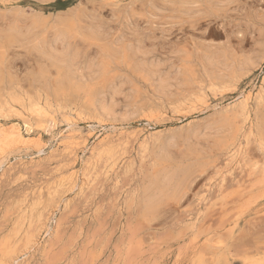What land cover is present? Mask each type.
<instances>
[{
  "label": "rangeland",
  "instance_id": "rangeland-1",
  "mask_svg": "<svg viewBox=\"0 0 264 264\" xmlns=\"http://www.w3.org/2000/svg\"><path fill=\"white\" fill-rule=\"evenodd\" d=\"M41 1L42 0L13 1L12 3L16 6H14V9L12 8L13 11H11L12 9L9 11V14H5L0 9V34H4L5 32L3 31H6L8 27H10L9 25H11L16 31H18L17 29H19L18 34L25 33L27 31L26 27H29L30 29L29 25H31V19L33 17L34 19L42 18V21L45 22H41V24L38 25L32 24L33 27H31V32L33 34L31 33L32 35L30 34V37L25 38V36L21 35L22 38H20L19 34V37L18 35H16L18 38L16 37L15 41L11 44L4 43L6 53L3 54L1 60V62H3L0 64V100L3 103L7 102L8 106L1 110L2 112L0 114V124H4L2 125L4 126V128H9L14 124H18V126H20L22 123V119L28 120L30 117L32 120L30 121L35 125L34 129L35 127L37 129V126H39L38 124L40 123H38V121L40 120L36 117L33 118V116H30V114L22 109V105L26 107L29 105V103L36 101H45L44 103L42 102L41 105H47V107L50 108V112L53 109L52 111L55 115L53 114V112L51 113L53 114L52 116L56 119L57 123V126L54 127L55 129H53L51 127L52 125L49 123L44 129L46 131L40 130L31 135V138H39L40 141H42L41 143L45 145L42 152L37 153L36 147L34 146L30 147L31 149L28 148L27 150L26 148L23 149V147L18 146H11L10 148L6 147V150L0 149V153L3 150V152L0 154V264H257L256 262H258L259 264H264V191H261L264 190V188H255L258 184V179L261 177L260 174L262 169L260 167L264 166V156H262L264 155V151H262L263 149H261L260 146L258 147L254 136H246L247 138H241L235 146L237 148H234L230 152H223L221 150H218V148L213 147V142L210 139H208L209 141L207 140L211 143L209 145L206 139H200L198 137L199 134L197 135V130V132L192 136L198 137H195L196 139H198L197 142L195 138H190V133L192 135V132H194L195 129L200 130L201 126L211 118L212 114L217 111L218 108L220 109L222 107L232 105V103L235 104V101H240L247 95L254 98L255 93H257V91L261 87V80L264 79V21H262L264 20V0H219L221 2L216 0H203L206 1L204 3H201L203 2L201 0H151L150 2H146L148 0H110V2L108 0H46L45 3L43 1L42 3ZM182 1L188 2V4L183 3ZM224 1L226 3H224ZM124 2H126L127 4ZM178 2L181 5H179ZM147 3H151L152 6L150 4V7H148L149 5ZM198 3L199 6H201L199 8L197 7ZM210 3L212 4V6ZM166 4L169 6H167ZM7 5L10 4L8 3ZM186 5L187 7H185ZM19 6L21 9L19 8ZM129 6H131L132 8H129ZM189 6H191L192 9ZM1 7L3 8L2 3H0V8ZM181 7L183 8L181 9ZM207 7H209L210 9ZM28 8H31L32 10H28ZM184 8L188 10L191 9L193 11H187ZM193 8L196 9L194 10ZM15 9H17L18 12ZM208 9L209 12L211 10L212 11L209 13L207 11ZM196 10H200V12L198 13L203 14L204 17L202 15L200 16ZM24 11L25 13L27 11V15L24 13ZM29 11L31 12L30 15H28ZM15 13H17L18 16L15 15ZM35 13L39 14L37 15ZM142 13L144 14V17H142ZM206 13L207 17L205 16ZM70 14L74 16L76 15V24L73 25L79 32V35H77L76 37L74 48L76 53H78V57L80 58L78 61V66H85V64L90 60H92L94 64H97L99 62V58H101L100 54L104 52L105 49L107 51L113 52L114 56H112V59L115 57L113 61L111 60V58V61L108 58L107 59L109 61L106 59L107 62H111V65L107 64V66H112L113 70L109 69L112 72H108L104 76V78L103 76L96 77L97 80L95 78L94 80L90 81L91 85H88V82L83 86H92V89H97L96 91L99 93L101 91L102 93H108L107 90L116 88L123 83V87L120 92V94L122 95L120 96L119 94L117 96H120V98L116 97L118 100H116L117 103L115 104H117L118 106H116V113L114 112V116H116L117 114L119 117H116L117 120H115V122H113L114 120L112 117H108V119L105 116H99L100 114L96 113L98 111L95 112L94 108L89 107L90 105L86 104L88 102L84 101L87 97H85L84 94L82 95V92H80L81 94H77V92L74 91L77 94L76 95L71 89V93L69 94V96L71 95V97H69L67 96V94L70 92V89L68 90V88H65L66 91L63 89L64 92L62 90L60 93L62 97H64V102L61 97L59 98V96H61L58 93L60 92L59 84L61 81H69L74 84H76L75 82L77 81L74 82V79H72V77L67 74L68 72L64 65L57 64L58 66L60 65L58 68L54 66L56 64L53 62L54 58H52V56L50 55V51H48L49 47L47 48V45L49 46L48 41L52 39V33L55 32V30H58L59 27H61L60 25H64L56 24L55 20L66 15L70 16ZM40 15L42 17H40ZM19 16L21 17L19 18ZM27 16L28 19L26 18ZM3 17H5L6 20H2ZM78 17L81 21L78 20ZM205 17L206 19H204ZM46 18L47 20L45 21ZM20 19L22 22L20 21ZM12 20L14 21V24H8V22ZM212 20L214 21V23ZM78 21L79 23H77ZM97 24L101 28L98 27ZM41 25L44 27H42ZM48 25H50L51 28ZM85 25L87 27H84ZM46 26L51 30H48ZM52 26L55 28L53 29L54 31L52 30ZM21 27L26 30L22 31ZM34 28H36V30ZM84 28L87 31L90 30L89 32L91 34L87 33V31H83ZM43 29H47V31ZM91 29H93V33ZM103 30H106V32H104ZM44 31H46L47 33H44ZM97 31L99 33H97ZM94 32L97 34H95ZM107 32L109 35H107ZM88 34H90V36ZM98 35L101 37V39ZM105 35L106 37L108 36V39L105 37ZM31 37L33 38L31 39ZM97 37H99L98 41ZM46 38H48L49 40H46ZM109 39H115L114 41L116 42H111ZM118 39L120 41H118ZM38 40L40 41V43L38 42V44L41 45V43H43V45H45L40 46L41 48L44 47L42 48V50H40L41 52L44 51V53L42 52L40 53V55L38 54L40 52V47L36 43V41ZM99 40H101V42ZM18 41L19 43H17ZM78 41L80 43H76ZM132 41H134V44H132ZM20 43H22L21 46ZM202 43L204 44L202 45ZM8 45H10L11 47H9ZM26 45L29 47H27ZM99 45L101 46V48L99 47ZM135 45L140 46L143 50ZM209 45L210 47H223L222 49H224L225 46V50H227L228 47L230 51H227H229V53L233 56L235 55V60L246 59V55H250V57L253 55H258V57L260 56V64L249 76H244L241 79L242 81L237 84L235 90H230L222 95L217 94V97V95H214L209 92V90H207L208 87L205 86L207 83L204 82L202 68L198 64V62L203 59V57L201 56L203 54L198 49L200 47L204 49L205 47H209ZM30 46H32V48ZM113 46L114 49H112ZM124 46V52L127 53L126 55H124L125 53L123 52ZM194 46L196 48H194ZM133 47H136L135 50ZM137 48L139 49V51L141 50V52H144V54L147 55L141 56L143 55V53H137ZM201 48L200 50H202ZM46 49L48 53L45 52ZM92 49L94 51V54L92 52ZM191 49L199 51L198 55L200 54V57L196 55V51L193 52L191 51ZM118 50L120 52H118ZM129 50L132 51H130L131 54H129ZM34 51H37L38 53H36L38 55L35 54ZM79 51L82 52L80 53ZM175 51L179 52L181 56L177 52L175 53ZM189 51H191V53ZM181 52L185 54L183 55V58H185L186 56H188L187 54H189L188 58L193 59L189 64L191 67H193L194 73L196 75V82H189L185 85V87L184 84L183 86L180 85L181 89L180 86H177L178 89L176 86L171 87L170 89L172 91L174 90V95L171 90L169 91V89H164L165 92L163 89H160L161 87L157 86L159 85L157 84L158 82H156L157 79L155 77L152 78L150 74L148 75L149 69L147 68L150 62L160 61L161 64L165 65V67L163 65L164 69H162L163 73L166 74L171 67L174 66V68H176L183 64V61H181L180 58L183 54ZM174 53L175 55H178L175 56ZM236 53L238 54V56L236 55ZM42 54H44V56ZM81 54H83V60L81 58ZM87 54L90 55V57L88 56L89 58L87 57ZM97 54H99L98 57L96 56ZM242 55L244 58L242 57ZM45 56L47 57V59H45ZM95 56L97 58H94ZM133 56L136 58L138 57L139 59H136ZM194 56H196L197 59ZM120 57H122L123 60ZM94 59H96L97 61L95 60L94 62ZM130 59L132 60V62H130ZM120 60H122L121 63ZM139 60L143 63L142 66V63L139 64ZM127 61L129 62V65ZM125 62L127 65L125 64ZM137 62L138 65H136ZM179 62L182 64H180ZM115 63H118L119 69L117 67V64ZM119 63L122 66L126 65L127 68L125 66L123 67L125 69L122 70V66ZM50 64L55 67V71L52 69L53 66H51ZM46 66L49 68V72ZM135 69H137V72H135ZM62 70H65V72H63ZM56 71L59 72L57 73ZM55 73L58 75L56 76ZM127 73H129L130 75ZM47 74H49L48 77L50 79L45 78L47 77ZM115 74L117 76H115ZM139 74L144 78L139 76ZM170 74L171 78L175 76V69L171 70ZM37 75L41 77H39L38 79ZM67 75L70 76L71 79ZM126 75H129L130 77L132 76L130 79L134 80L132 81L134 82V84H136L137 89H134L136 87L131 85L133 83L132 81H128L130 79H127L129 78V76L127 77ZM120 76H126V78H121ZM40 78L42 79L41 81ZM57 78L59 79V81ZM62 78H64L65 80H63ZM98 78L101 84L105 80L103 86L99 84ZM118 78H121L122 80L120 81ZM141 78L143 81L141 80ZM36 79L38 80L36 81ZM45 79H47L48 81ZM114 79L115 81L117 80V83L114 81ZM49 80L51 81V85H49V83H44V81L50 82ZM124 80L127 81L125 82ZM152 81L153 83H151ZM114 82L116 87L114 85ZM124 82L126 86L124 85ZM128 82L130 85L127 84ZM143 83L146 84L143 85ZM190 83L192 85H196V83H198V85L199 83H203V86L194 85V89V86H192ZM44 84L45 87H43ZM111 84H113L114 86H111ZM93 85H95L96 87H93ZM127 85H129V87H127ZM130 86L134 88H131ZM155 86L157 87L156 92L153 91L156 88ZM189 87H191L190 90ZM130 88L132 92L130 91ZM46 90H48L49 92H47ZM51 90H54L52 92H55V95L52 94L53 97L56 96L58 97V99H56V97H52ZM159 90L164 93L165 97L161 92H158ZM184 90H186L188 96L186 92H183ZM138 92L140 94H137ZM150 92H152L153 94L156 93L155 97ZM49 93L50 97L53 100L49 98ZM56 94H58L59 96H57ZM72 94L75 96H73ZM167 94L171 95L168 96ZM198 94L199 96H197ZM206 94L207 96H205ZM79 95L82 98H80ZM35 96L40 97L35 98ZM129 96L135 97L131 98ZM162 96L164 97V99L160 100V98H163ZM175 96L178 98H176ZM194 96L195 99H193ZM123 97L124 99L126 98L125 100L127 101L130 98L131 99L126 103V101L123 100ZM199 97L202 98L203 102ZM73 98L76 99L77 103L79 104H77ZM136 98H142L143 101L142 99L140 101H138L139 99L135 101ZM156 98L158 100H156ZM131 100L134 101L132 102ZM193 100H195L196 102ZM11 101L14 104L9 103ZM15 101L17 103H15ZM79 101H84L86 103H80ZM23 102L26 104H23ZM73 102H75L76 104ZM129 102L131 105L129 104ZM139 102L141 103V105L139 104ZM150 102L152 104H150ZM162 102L164 103V105L161 106ZM185 103H188L189 105L187 104L188 106H186ZM69 104L74 105L70 106ZM83 104H86L88 106H83ZM96 104H98L96 106L99 108V102ZM176 104H180L177 105L180 106V108L177 109ZM196 104L199 105L197 110ZM215 104L218 107H215ZM123 105L126 107H123ZM128 105L129 108L127 107ZM132 105L133 109L134 107H136V109L134 110L138 111L137 109H139L140 113L137 112L136 115L130 118V120L128 119L121 121L122 118L120 119V117L124 113L123 111H121V109L123 108V110L125 111L124 108H128L129 110L127 111L130 112V110H133L131 109ZM137 105L140 107L138 108ZM146 105H148L149 107H147ZM63 106L67 107L62 109ZM80 106H83L84 108ZM141 106H145V110L144 108L142 109ZM163 106H165V108L167 107V110L164 109ZM210 106L213 107L210 108ZM85 107H88L89 111L85 110ZM59 108L62 110H60ZM206 108H208L209 110ZM69 109H71L72 111ZM90 109L94 113L92 111L90 112ZM172 109L175 111H173ZM14 110L19 111H17L18 115L11 113L15 112ZM154 110L158 111L155 112ZM63 111H66L67 113ZM146 111L149 112L146 113ZM89 113L90 116L92 114L93 115L90 117ZM120 113L122 114L120 115ZM154 113L155 116L153 115ZM11 114L14 116H12ZM19 114L22 115L20 116ZM79 115H81V121L80 119H78ZM152 118L154 119V121H152ZM203 118H205V122H203ZM61 119L63 122L61 121ZM34 120L36 121L34 122ZM66 121H71L74 123L72 125V128L74 129L71 132L74 136L77 135L75 137L79 138L77 141V143H79V146L75 150L77 153L76 157L67 156L65 151H63V147L61 146V143L65 140L66 136L70 132ZM96 123L99 124H97L96 126ZM8 125L9 127H7ZM90 125L93 128H90ZM192 127L196 128L192 129ZM247 127L248 126L246 125V134L249 132V129H247ZM181 129H183V131ZM178 131L181 132V135L184 136L183 138L186 139H183ZM78 133L80 135H78ZM152 133H154L155 135H153ZM171 133L179 134L180 137L179 139H177L175 144H173L175 145V147L171 146L172 148L168 147V150H165V156H168L169 158H164V161L166 159V163L164 164L159 162V165L162 164L159 167L156 165L154 160V150L156 148L153 149V147L154 145H156L155 147L158 146L157 142L155 143L154 141L155 137H159V135H161L160 138L163 139L168 135L170 136ZM144 135L146 138L144 137ZM150 135L152 140L150 138ZM201 138H203V136ZM145 139H147L148 142ZM185 140H187V142ZM84 141H86L87 143L84 144ZM152 141L153 143L152 145H150L149 142ZM181 143L183 144L181 145ZM185 143H189L187 145L188 149L187 146L184 145ZM239 144H241L240 149ZM123 145L126 149L123 147ZM83 146L84 148H82ZM101 146L104 147L102 148ZM147 146L148 148H146ZM120 147L122 150L120 149ZM123 149L126 151H124ZM205 149L208 150V152H206ZM238 149L241 151L239 155L236 154L239 152ZM118 150H121L120 152H118L119 154L117 153ZM144 150L145 156L144 153L143 155H141ZM217 151L219 154L217 153ZM190 152L192 153V155H195V157L192 156ZM233 153H235L236 156L238 155V157L232 155ZM228 154L232 156H229ZM198 155H200V157ZM202 156L205 157L202 159ZM196 157L201 158L202 161L198 158L194 159ZM74 159L78 160L75 161ZM174 160L176 161L174 162ZM195 160L197 161L198 165H195ZM167 161H172L173 163H168ZM198 161H201V163H199ZM184 162L188 163L189 165H186ZM153 163H155V165ZM172 164H174V167H177L179 164L183 167H190L189 169L191 171V177H189L190 181L188 180L185 190L177 189L175 190V192L174 190L169 188L167 192L171 190V193L165 192L163 195H161L162 197L157 196L155 201L148 202V197L150 195H153L152 189L154 188V186L151 184V180L155 177L157 169H161V167H171ZM192 165L195 166L192 167ZM130 166L132 167V170ZM155 166H157L158 168H155ZM123 169L125 170V172ZM251 169H253V171ZM256 170L258 173H256ZM193 172L195 173L194 175ZM77 173L78 175H76ZM73 174L75 175L76 181H71L72 183H69V185H67L61 191V193H59L58 196L50 197L48 195L46 190L48 189V187H52L58 179L67 176L71 177V175ZM194 176L195 178H193ZM259 190L262 193V196L260 197L257 194H261ZM145 200L147 201V205L145 204ZM26 207H28V210L31 208V213L30 210L28 212ZM31 222L32 224H30ZM29 224L31 229L29 227ZM28 229L31 232L28 231ZM31 235L33 236V238ZM209 240L212 241L209 242ZM215 241L217 246L220 248L216 247ZM25 243L27 245H25ZM25 246L29 249V251H27V248ZM213 246H215L216 248ZM21 253L23 254L21 255ZM216 255H218L219 257ZM249 255L251 257H249ZM252 256H254V258H252Z\"/></svg>",
  "mask_w": 264,
  "mask_h": 264
},
{
  "label": "bare ground",
  "instance_id": "bare-ground-1",
  "mask_svg": "<svg viewBox=\"0 0 264 264\" xmlns=\"http://www.w3.org/2000/svg\"><path fill=\"white\" fill-rule=\"evenodd\" d=\"M13 1H16V0H0V3H2L3 4V8L1 7L0 9L6 14H9L10 12V10L13 8H15L14 6H16V5H14L12 2ZM29 1V0H28ZM38 1V0H37ZM40 1V0H39ZM44 3L46 2V0H42ZM41 1V2H42ZM96 1V0H95ZM109 2H110V0H108ZM151 0H148V1H146V2H150ZM153 1V0H152ZM160 1V0H159ZM168 1V0H167ZM166 1V2H167ZM170 1V0H169ZM180 1V0H179ZM185 1V0H184ZM192 1V0H191ZM193 1H195V0H193ZM201 1H203V0H201ZM200 1V2H201ZM206 1H209V0H206ZM206 1H203V2H201V3H204V2H206ZM216 1H219V0H216ZM226 1V0H225ZM224 1V3H226ZM228 1V0H227ZM24 2V1H23ZM31 2H33V1H31ZM42 2V3H43ZM94 2V1H93ZM138 2V1H137ZM162 2H164V1H162ZM173 2V1H172ZM183 2V1H182ZM197 2V1H196ZM219 2H221V1H219ZM10 4V5H7V4ZM37 3V2H36ZM39 3V2H38ZM108 3V2H107ZM124 3H126V2H124ZM183 3H187L188 4V2H183ZM229 3V2H228ZM17 4V3H16ZM19 4V3H18ZM127 4V3H126ZM132 4V3H131ZM149 6L148 7H150V4L149 3H147ZM169 4V3H168ZM178 4H179V2H178ZM190 4V3H189ZM197 4V3H196ZM208 4V3H207ZM206 4V5H207ZM211 4V3H210ZM220 4V3H219ZM32 5V4H31ZM35 5H37V4H35ZM107 5V4H106ZM120 5V4H119ZM122 5V4H121ZM125 5V4H124ZM167 5V4H166ZM171 5V4H170ZM179 5H181V4H179ZM178 5V6H179ZM205 5V4H204ZM21 6V5H20ZM20 6H19V8H20ZM123 6V5H122ZM151 6H152V4H151ZM165 6V5H164ZM167 6H169V5H167ZM172 6H173V4H172ZM183 6V5H182ZM194 6H196V5H194ZM211 6H212V4H211ZM210 6V7H211ZM11 7V8H10ZM34 7V6H33ZM146 7H147V5H146ZM171 7V6H170ZM176 7H177V5H176ZM185 7H187V5L185 6ZM190 8H191V6H189ZM188 7V8H189ZM198 8L199 7H201V6H199V3H198V6H197ZM196 7V8H197ZM203 7V6H202ZM215 7V6H214ZM213 7V8H214ZM17 8V7H16ZM18 8V9H19ZM27 8V7H26ZM39 8V7H38ZM115 8V7H114ZM129 8H132L131 6H129ZM183 7H181V9H182ZM196 8H193L194 10L196 9ZM205 8V7H204ZM207 8H209V7H207ZM206 8V9H207ZM212 8V7H211ZM13 9L11 10V11H13ZM21 9V8H20ZM24 9V8H23ZM37 9V8H36ZM69 9V8H68ZM74 9V8H73ZM125 9V8H124ZM127 9V8H126ZM169 9V8H168ZM185 9V8H184ZM192 9V8H191ZM191 9H189V10H191ZM210 9V8H209ZM209 9L207 10L208 12H209ZM16 11H17V9H15ZM27 10V9H26ZM28 10H32L31 8H28ZM27 10V11H28ZM42 10H44V9H42ZM133 10V9H132ZM185 10H187V11H189L188 9H185ZM217 10V9H216ZM23 11V10H22ZM27 11H26V13H27ZM34 11V10H33ZM32 11V12H33ZM47 11V10H46ZM76 11V10H75ZM127 11V10H126ZM175 11V10H174ZM179 11H180V9H179ZM178 11V12H179ZM191 11H193V10H191ZM197 11V10H196ZM206 11V12H207ZM212 11V10H211ZM210 11V12H211ZM18 12V11H17ZM21 12V11H20ZM19 12V13H20ZM67 12H68V10H67ZM113 12V11H112ZM123 12V11H122ZM177 12V11H176ZM183 12H184V10H183ZM183 12H182V14H183ZM195 12V11H194ZM198 12H200V10L199 11H197V13ZM204 12V11H203ZM209 12V13H210ZM3 13V14H4ZM24 13H25V11H24ZM25 13V14H26ZM30 11H29V14L28 15H30ZM34 13V12H33ZM39 13H41V12H39ZM39 13H35V14H39ZM65 13H66V11H65ZM180 13V12H179ZM192 13V12H191ZM205 13V12H204ZM214 13H215V9H214ZM218 13V12H217ZM12 14V13H11ZM23 14V13H22ZM48 14V13H47ZM50 14H51V12H50ZM49 14V15H50ZM121 14V13H120ZM143 14V13H142ZM141 14V15H142ZM181 14V13H180ZM190 14V13H189ZM200 16L202 15L203 17H204V15L203 14H200V13H198ZM14 15V14H13ZM15 15H17L18 16V14L17 13H15ZM27 15V14H26ZM25 15V16H26ZM58 15V14H57ZM115 15V14H114ZM140 15V16H141ZM195 15V14H194ZM32 16V15H31ZM33 16H35V15H33ZM76 16V15H75ZM75 16L74 15H72V14H70V16L69 15H66V16H64V17H60V18H58L57 20H55L56 21V24H64L63 26L62 25H60L61 27H59V29L58 30H55V32H53L52 33V39H50V41H48V44H49V46L47 45V48L49 47V50L48 51H50V55L52 56V58H54V60H53V62L57 65V64H60V65H64L65 67H66V70H67V74L68 75H70L71 77H72V79H74V82L75 81H77V82H75L76 84H74V83H71V82H67V81H64V82H60V84H59V90H60V92H58L59 94L61 93V91L64 89L65 90V88H68V90L70 91L68 94H67V96H69V94L71 93V89L73 90V92L75 91V92H77V94H79L80 92H82V95L84 94V96L85 97H87L84 101H86V102H88V103H86V102H84V101H79L80 103H82V102H84V103H86V104H89L90 106L89 107H91V108H94L95 109V112L96 111H98V112H96V113H98V114H100L99 116H105V117H112L113 118V122H115V120H117V118L116 117H119L117 114H116V116H114L115 114H114V112L116 113V111H115V109H116V106H118L117 104H115V103H117L116 102V100H118L117 98H120V96L122 95V94H120V92H121V90H122V87H123V83L122 84H120L119 86H117L116 87V85H115V82L117 81H115V79H114V85H115V87L116 88H113V89H111V90H107V88H106V90L108 91V93L107 92H105V93H102V91L99 93V92H97L96 90H94V89H92V86H90V87H88V86H83L85 83H88L89 82V84L88 85H91L90 84V81H92V80H94L96 77H99V76H103V78H104V76L108 73V72H112V71H110L109 69H112V66H107V64H109V65H111L110 63L111 62H107V60L109 59L110 60V58H111V60L113 61V59L115 58H113L112 59V56H114L113 55V52L112 51H107L105 48V51L104 52H102L103 51V49H102V53L100 54L101 55V58H99V62L96 64H94L93 63V61L92 60H90L88 63H86L85 64V66H78V64H79V57H78V53H76V51L74 50V48H75V41H76V37H77V35H79V32H78V30L75 28V26L73 25V24H76V22H75ZM120 16V15H119ZM131 16H132V14H131ZM199 16V17H200ZM206 17H207V13H206V15H205ZM212 16V15H211ZM21 16H19V18H20ZM38 17V16H37ZM40 17H42L41 15H40ZM54 17V16H53ZM130 17V16H129ZM142 17H144V14L142 15ZM186 17V16H185ZM202 17V18H203ZM206 17L204 18V19H206ZM217 17V16H216ZM18 18V17H17ZM27 19H28V16L26 17ZM193 18V17H192ZM192 18H191V20H192ZM198 18V17H197ZM201 18V17H200ZM6 20V18L5 17H3V19L2 20ZM15 19V18H14ZM23 19H25V18H23ZM33 19V20H32ZM31 19V25H29L30 26V29H29V27H26L27 28V31L25 32V33H22V34H20V38H22L21 37V35L22 36H25V38H28V37H30L29 35L32 33L31 32V27H33L32 26V24H41V22H43L42 21V18L40 19V18H35L34 19V17ZM51 19V18H50ZM81 19V18H80ZM194 19V18H193ZM44 20V19H43ZM47 20V18L45 19V21ZM78 20H79V17H78ZM188 20V19H187ZM209 20V19H208ZM1 21V20H0ZM20 21H21V19H20ZM79 21H81V20H79ZM79 21L77 22V23H79ZM213 21V20H212ZM215 21H217V20H215ZM261 21V20H260ZM262 21H264V20H262ZM261 21V22H262ZM18 22V21H17ZM22 22V21H21ZM261 22H259V23H261ZM43 23H45V22H43ZM213 23H214V21H213ZM258 23V22H257ZM8 24H14V21L12 20V21H9L8 22ZM16 24V23H15ZM65 24H66V26H65ZM92 24V23H91ZM17 25V24H16ZM15 25V26H16ZM21 25V24H20ZM37 25H36V27H37ZM87 25V24H86ZM84 26V27H87V26ZM94 25V24H93ZM10 27H8V29L6 30V31H3V32H5L4 34H0V64L3 62H1V60H2V57H3V54L4 53H6L5 52V44L4 43H8V44H11L12 42H14L15 41V38L17 37L16 35H18V37H19V34H18V31H19V29H17L18 31H16L11 25H9ZM42 26V25H41ZM49 27H50V25H48ZM83 26V25H82ZM97 26L98 27H100L98 24H97ZM42 27H44V26H42ZM48 27V28H49ZM53 27V26H52ZM77 27V26H76ZM80 27V26H79ZM89 27V26H88ZM92 27V26H91ZM96 27V26H95ZM22 28V27H21ZM39 28V27H38ZM46 28H47V26H46ZM47 28V29H48ZM51 28V27H50ZM78 28V27H77ZM101 28V27H100ZM35 30H36V28H34ZM47 29H43V30H46L47 31ZM53 29H55L54 27L52 28V30ZM88 29V28H87ZM103 29V28H102ZM262 29V28H261ZM260 29V30H261ZM5 30V29H4ZM23 30H26V29H23L22 28V31ZM48 30H51V29H48ZM80 30V29H79ZM82 30V29H81ZM89 30V29H88ZM93 29H91V31H92ZM101 30V29H100ZM264 30V29H263ZM20 31H21V29H20ZM34 31V30H33ZM38 31V30H37ZM46 31H44V33L46 32ZM54 31V30H53ZM83 31H87V30H85V28L83 29ZM90 31V30H89ZM89 31H87V33H90ZM104 31V30H103ZM104 32H106V30L104 31ZM110 32V31H109ZM39 33H40V31H39ZM47 33V32H46ZM49 33V32H48ZM80 33H83V32H80ZM92 33H93V31H92ZM95 33V32H94ZM97 33H99L98 31H97ZM97 33H95V34H97ZM103 33V32H102ZM33 34V33H32ZM31 34V35H32ZM41 34H43V33H41ZM51 34V33H50ZM91 34V33H90ZM90 34H88L89 36H90ZM95 34H94V36H95ZM104 34V33H103ZM106 34V33H105ZM84 35V34H83ZM107 35H109L108 34V32H107ZM44 36H45V34H44ZM87 36V35H86ZM99 36V35H98ZM117 36V35H116ZM119 36V35H118ZM120 36H123V35H120ZM261 36V35H260ZM17 37V38H18ZM35 37V36H34ZM40 37V36H39ZM39 37H38V39H39ZM42 37H43V35H42ZM49 37H51V36H49ZM100 37V36H99ZM99 37H97V41H98V38ZM105 37H106V35H105ZM108 37V36H107ZM106 37V38H107ZM25 38H24V40H25ZM33 37H31V39H32ZM94 38V37H93ZM118 38V37H117ZM37 39V38H36ZM45 39V38H44ZM48 38H46V40H47ZM78 39H79V37H78ZM100 39H101V37H100ZM105 39V38H104ZM104 39H103V41H104ZM108 39V38H107ZM136 39V38H135ZM138 39V38H137ZM28 40H30V39H28ZM40 40H42V39H40ZM49 40V39H48ZM110 40V39H109ZM108 40V41H109ZM115 39H113V40H110L111 42L112 41H114ZM117 40V39H116ZM34 41V40H33ZM88 41V40H87ZM100 42H101V40H99ZM118 41H120L119 39H118ZM135 41V40H134ZM134 41H132L133 43L132 44H134ZM28 42V41H27ZM26 42V43H27ZM38 42L40 43V41L38 40V41H36V43L38 44ZM90 42H92V41H90ZM114 42H116V41H114ZM113 42V43H114ZM123 42V41H122ZM136 42H138V41H136ZM135 42V43H136ZM139 42H140V40H139ZM17 43H19V41L17 42ZM46 43V42H45ZM76 43H80L79 41L78 42H76ZM94 43V42H93ZM93 43H91V44H93ZM103 43V42H102ZM102 43H101V45H102ZM107 43V42H106ZM119 43V42H118ZM128 43V42H127ZM127 43H126V45H127ZM14 44V43H13ZM25 44V43H24ZM90 44V45H91ZM96 44H97V42H96ZM124 44V43H123ZM129 44V43H128ZM196 44V43H195ZM201 44V43H200ZM204 43H202V45H203ZM18 45V44H17ZM22 45V43H20V46ZM33 45V44H32ZM39 45V47L40 46H45V45H43V43H41V45L40 44H38ZM93 45H95V44H93ZM110 45V44H109ZM108 45V46H109ZM137 45H139V44H137ZM137 45H135V46H137ZM199 45V44H198ZM225 45V44H224ZM224 45H222V46H224ZM7 46V45H6ZM9 47H11L10 45H8ZM12 46H15V45H12ZM19 46V45H18ZM27 46V45H26ZM78 46V45H77ZM82 46V45H81ZM84 46V45H83ZM104 46H106V45H104ZM111 46H112V43H111ZM116 46V45H115ZM207 46V45H206ZM218 46V45H217ZM220 46V45H219ZM27 47H29V46H27ZM31 48H32V46H30ZM37 47V46H36ZM96 47H98V46H96ZM99 47L101 48V46L99 45ZM118 47H120V46H118ZM123 47V46H122ZM137 47H140V46H137ZM199 47V46H198ZM17 48V47H16ZM21 48H23V47H21ZM34 48V47H33ZM38 48V47H37ZM42 48H44V47H42ZM42 48L40 47V49H39V51L40 50H42ZM82 48V47H81ZM93 48V47H92ZM95 48V47H94ZM100 48H99V50H100ZM115 48H117V47H115ZM134 48V47H133ZM136 48V47H135ZM135 48H134V50H135ZM141 48V47H140ZM181 48V47H180ZM179 48V49H180ZM194 48H196L195 46H194ZM201 48V47H200ZM200 48L198 49L200 52H202V54L203 55H201L202 57H203V59H198V60H200L199 62H198V64L200 65V67L202 68V72H203V76H204V82H206L207 84L205 85V86H207L208 88H207V90H209V92H211L212 94H214V95H217V94H225L226 92H228V91H232V90H235L236 89V87H237V84L240 82V81H242L241 79L244 77V76H249L258 66H259V57H258V55H253V56H251L250 57V55L249 56H247L246 55V59H243V60H235L234 59V57H235V55L233 56L232 54H230L229 53V51H230V49H228V47H227V50H229V51H227V50H225V46H224V49H222L223 47H221V48H218V47H210V45H209V47H205L204 49H202V50H200ZM90 49V48H89ZM111 49V48H110ZM112 49H114V46L112 47ZM124 49H125V46H124V48H123V52H124ZM127 49V48H126ZM142 49V48H141ZM30 50H34V49H30ZM91 50V49H90ZM96 50V49H95ZM120 50V49H119ZM118 50V52H120ZM143 50V49H142ZM87 51V50H86ZM85 51V52H86ZM89 51V50H88ZM130 51L131 50H129V54H131L130 53ZM136 51H138L137 53H140L141 52V50L139 51V49L137 48L136 49ZM135 51V52H136ZM191 51H196L195 49L194 50H192L191 49ZM191 51H189L190 53H191ZM199 51H196L197 52V54L196 55H198V52ZM35 52V54H37L38 52L37 51H34ZM37 52V53H36ZM43 53H44V51H42ZM41 51L38 53L39 55H40V53H42ZM45 52H47V49H46V51ZM80 52V51H79ZM82 52V51H81ZM80 52V53H81ZM92 52H93V54H94V51H93V49H92ZM91 52V53H92ZM98 52H100V51H98ZM132 52V51H131ZM177 51H175V53H176ZM188 52V53H189ZM48 53V52H47ZM79 53V54H80ZM125 53V52H124ZM141 53H143V55H141V56H145V55H147V54H144V52H141ZM146 53H148V52H146ZM175 53H174V55H175ZM179 55H180V53L179 52H177ZM181 53H183V52H181ZM234 53V52H233ZM37 54V55H38ZM122 54V53H121ZM127 53H125L124 55H126ZM133 54V53H132ZM178 54H176V55H178ZM43 56H44V54H42ZM82 55L83 54H81V58H82ZM92 55V54H91ZM119 55V54H118ZM134 55V54H133ZM140 55V54H139ZM149 55V54H148ZM175 55V56H176ZM183 55H185L184 53L182 54V57H180L181 58V61H183V64L182 63H180V64H182L181 66H178V67H176V65H178V64H176L175 65V67L176 68H174V66L173 67H171L170 68V70L166 73V74H164L163 73V65L164 64H161L160 63V61H157V62H150L149 63V65H148V68L147 69H149V73H148V75L150 74V76H152V78H156L157 79V81L156 82H158L157 84H159V85H157L156 84V82H155V84L158 86V87H161L160 89H169V91L171 90L170 88L171 87H173V86H180V85H182L183 86V84H184V87H185V85L186 84H188L189 82H192L193 81V83H194V81H195V79H196V75H195V73H194V70H193V67H191L190 66V64L189 63H191V61L193 60V59H189L188 58V56H189V54H187L188 56H184L185 58H183ZM195 55V54H194ZM200 55V54H199ZM198 55V56H199ZM236 55L238 56V54L236 53ZM47 56V55H46ZM45 56V59H47V57ZM80 56V55H79ZM86 56V55H85ZM90 57V55H88L87 54V57ZM97 57L99 56V54H97L96 55ZM94 57V58H97V57ZM116 56V55H115ZM120 56V55H119ZM122 56V55H121ZM129 56V55H128ZM150 56V55H149ZM149 56H146V57H149ZM40 57V56H39ZM50 57V56H49ZM49 57H48V59H49ZM88 57V58H89ZM123 57V56H122ZM122 57H120L121 59H122ZM134 57V56H133ZM190 57H191V55H190ZM192 57H193V55H192ZM194 57H196V56H194ZM200 57V56H199ZM242 57H243V55H242ZM108 58V59H107ZM124 58V57H123ZM125 58H127V57H125ZM134 58H136V57H134ZM138 58V57H137ZM136 58V59H137ZM239 58H241V57H239ZM244 58V57H243ZM50 59H51V57H50ZM107 59V60H106ZM135 59V60H136ZM139 59V58H138ZM143 59H145V58H143ZM183 59V60H182ZM185 59V60H184ZM196 59H197V57H196ZM4 60V59H3ZM42 60H43V58H42ZM52 60V59H51ZM82 60H83V58H82ZM95 60L96 59H94V62H95ZM108 60V61H109ZM110 60V61H111ZM123 60V59H122ZM122 60H120V63H121V61ZM131 60V59H130ZM180 60V59H179ZM46 61V60H45ZM45 61H44V63H45ZM49 61V60H48ZM84 61H85V59H84ZM83 61V62H84ZM88 61V60H87ZM97 61V60H96ZM125 61V60H124ZM129 61V60H128ZM127 61V63H128V65H129V62ZM138 61V60H137ZM153 61V60H152ZM117 62H118V60H117ZM130 62H132V60L130 61ZM135 62V61H134ZM139 62H140V60H139ZM194 62V61H193ZM43 63V64H44ZM47 63V62H46ZM50 63V62H49ZM113 63V62H112ZM119 63V64H120ZM124 63V62H123ZM142 62H140L139 64H141ZM53 64V63H52ZM115 64H117V67H118V63H115ZM125 64H126V62H125ZM51 65V64H50ZM54 65V64H53ZM53 65H51V66H53ZM56 65H54L55 67H59L58 65L56 66ZM121 65V64H120ZM124 65V64H123ZM127 65V64H126ZM125 65V66H126ZM133 65V64H132ZM136 65H138V62H137V64ZM135 65V66H136ZM143 65V63L141 64V66ZM48 66V65H47ZM46 66V67H47ZM52 67V69L55 71V67ZM78 66V67H77ZM113 66H116V65H113ZM122 66V65H121ZM121 66H120V68H121ZM125 66H122V70L123 69H125V68H123V67H125ZM43 67V66H42ZM63 67V66H62ZM145 67V66H144ZM164 67H165V65H164ZM48 68V67H47ZM61 68V67H60ZM64 68V67H63ZM126 68H127V66H126ZM133 68V67H132ZM163 68V69H162ZM199 68V67H198ZM43 69V68H42ZM51 69V70H52ZM115 69V68H114ZM118 69H119V67H118ZM173 69H175V71H176V74H175V76H173L172 78L170 77L171 76V70H173ZM262 69V68H261ZM40 70V69H39ZM61 70V69H60ZM113 70V69H112ZM121 70V71H122ZM137 69H135V72H137L136 71ZM63 72H65V70H62ZM166 71V70H165ZM48 72H49V68H48ZM57 72V71H56ZM59 72V71H58ZM57 72V73H58ZM61 72V71H60ZM124 72V71H123ZM139 72V71H138ZM143 72V71H142ZM199 72H201V71H199ZM52 73V72H51ZM54 73V72H53ZM173 73V72H172ZM39 74V73H38ZM109 74H111V73H109ZM116 74H117V72H116ZM115 74V76H117ZM122 74V73H121ZM125 74V73H124ZM127 74H129V73H127ZM133 74V73H132ZM138 74V73H137ZM140 74H141V71H140ZM139 74V76H141ZM255 74V73H254ZM55 75L57 76L58 74H56L55 73ZM67 75V76H68ZM130 75V74H129ZM129 75H126L127 77L129 76ZM253 75V74H252ZM38 76V79H39V77H41V76H39V75H37ZM49 74H47V77H45V78H47V79H50L49 77ZM53 76V75H52ZM70 76H68L70 79H71V77ZM110 76V75H109ZM126 76L125 77H123V78H126ZM134 76V75H133ZM264 76V75H263ZM113 77V76H112ZM121 77V76H120ZM121 77V78H122ZM132 77V76H131ZM130 76H129V78H127V79H130L131 78ZM141 77H143V76H141ZM43 78V77H42ZM56 78V77H55ZM65 78V77H64ZM64 78H62L63 80H65ZM101 78V77H100ZM102 78V79H103ZM110 78V77H109ZM116 78V77H115ZM121 78H118L120 81L122 80ZM134 78V77H133ZM136 78V77H135ZM139 78V77H138ZM144 78V77H143ZM151 78V79H152ZM34 79V78H33ZM38 79H36V81L38 80ZM47 79H45V80H47ZM51 79H52V77H51ZM58 79V78H57ZM61 79V78H60ZM68 79V78H67ZM137 79V78H136ZM140 79V78H139ZM138 79V80H139ZM146 79V78H145ZM144 79V80H145ZM3 80V79H2ZM35 80V79H34ZM42 79L40 78V81H41ZM55 80V79H54ZM96 80H97V78H96ZM110 80V79H109ZM108 80V81H109ZM118 80V81H119ZM133 80V79H132ZM131 79L130 80H128L129 82L130 81H132ZM141 80H142V78H141ZM154 80V79H153ZM48 81V80H47ZM50 81V80H49ZM58 81H59V79H58ZM112 81V80H111ZM125 81V80H124ZM127 81V80H126ZM125 81V82H126ZM134 81V80H133ZM132 81V83L134 84V82ZM143 81V80H142ZM149 81V80H148ZM262 81V84H261V87L259 88V90L257 91V93H255V95H254V98L253 97H251V96H246V97H244V98H242V100H240V101H235V104L234 103H232V105H229V106H226V107H222V108H218V110L217 111H215V109H214V113L212 114V116H211V118L208 120V121H206L205 120V118H203V122H205L204 123V125H202L201 126V128H200V130H198V129H195L196 127H192V129H195V131L194 132H192V135H191V133H190V138L192 139V138H195V137H197V136H195V137H192L193 136V134L194 133H196L197 131V135L199 134V138L200 139H206V141L208 140V139H210L212 142H213V147H215V148H218V150H221V151H223V152H230V151H232L234 148H237V147H235L236 145H237V143L240 141V139L241 138H247L248 136H254L255 137V140H256V142H257V145H258V147L260 146V148L261 149H263L262 151H264V79L263 80H261ZM56 82V81H55ZM97 82V81H96ZM98 82H99V84H101L100 83V81H99V78H98ZM106 82H107V80H106ZM125 82H124V85H125ZM129 82L127 83V84H129ZM196 82V81H195ZM201 82H203V81H201ZM200 82V83H201ZM38 83V82H37ZM44 83L46 84V83H49V85H51V81L50 82H46V81H44ZM53 83V82H52ZM103 83H105V80H104V82ZM103 83L101 84L102 86H103ZM117 83V82H116ZM121 83V82H120ZM147 83V82H146ZM146 83H143V85L144 84H146ZM151 83H153V81L151 82ZM199 83V85H202V84H200ZM7 84V83H6ZM43 84V83H42ZM45 84L43 85V87H45ZM54 84V83H53ZM96 84V83H95ZM131 84L132 86H135L136 88H134V87H132V86H130L131 88H134V89H137V86H136V84ZM148 84V83H147ZM149 84H150V82H149ZM191 84V83H190ZM205 84V83H204ZM260 84V83H259ZM41 85V84H40ZM108 85V84H107ZM106 85V86H107ZM113 84H111V86H112ZM113 85V86H114ZM118 85V84H117ZM130 85V84H129ZM129 85H127V87H129ZM152 85H154V84H152ZM192 85V84H191ZM195 84H193L192 86H194ZM196 85H198V83H196ZM195 85V86H196ZM198 85V86H199ZM95 85H93V87H94ZM101 86V87H102ZM105 86V87H106ZM126 86V85H125ZM195 86H194V89H195ZM203 86V85H202ZM50 87V86H49ZM57 87V86H56ZM96 87V86H95ZM149 87V86H148ZM152 87V86H151ZM154 87V86H153ZM156 87V86H155ZM6 88V87H5ZM100 88V87H99ZM104 88V87H103ZM109 88H110V86H109ZM131 88H130V91H131ZM139 88V87H138ZM175 88V87H174ZM173 88V89H174ZM190 88L191 87H189V90H190ZM200 88H202V87H200ZM11 89H12V87H11ZM140 89H142V88H140ZM153 89V88H152ZM151 89V90H152ZM159 89V88H158ZM177 89H178V87H177ZM180 89H181V86H180ZM182 89H184V88H182ZM199 89V88H198ZM204 89V88H203ZM64 90H63V92H64ZM100 90V89H99ZM105 90V91H106ZM133 90V89H132ZM156 90H157V87L155 88V90H153L154 92H156ZM165 90H164V92H165ZM197 90V89H196ZM256 90V89H255ZM45 91V90H44ZM47 92H49L48 90H46ZM52 91H54V90H51V95L52 94H54L55 92H52ZM66 91V90H65ZM128 91H129V89H128ZM130 91H129V93H130ZM134 91V90H133ZM142 91V90H141ZM150 91V90H149ZM172 91V90H171ZM178 91V90H177ZM181 91V90H180ZM193 91V90H192ZM199 91V90H198ZM68 92V91H67ZM74 92V94H76ZM132 92V91H131ZM136 92V91H135ZM158 92H161V90H159ZM173 92V94H174V90L172 91ZM171 92V93H172ZM175 92H176V90H175ZM184 93L186 92V90H184L183 91ZM182 92V93H183ZM189 92V91H188ZM193 92H195V91H193ZM57 93V92H56ZM66 93V92H65ZM64 93V94H65ZM102 93V94H101ZM144 93H146V92H144ZM150 93H152V92H150ZM162 93V92H161ZM166 93H167V91H166ZM165 93V94H166ZM182 93H180V94H182ZM183 93V94H184ZM191 93V92H190ZM196 93V92H195ZM4 94V93H3ZM41 94V93H40ZM76 94V95H77ZM81 94V93H80ZM120 94V96L119 97H117L118 95ZM137 94H140L139 92L137 93ZM153 94V93H152ZM156 94V93H155ZM155 94H153L154 95V97H155ZM158 94V93H157ZM163 95H164V93H162ZM162 94H160V95H162ZM178 94V93H177ZM186 94H187V92H186ZM193 94V93H192ZM210 94V93H209ZM9 95V94H8ZM55 95V94H54ZM57 96H59L58 94H56ZM61 95V94H60ZM73 95V94H72ZM81 95V96H82ZM148 95V94H147ZM168 95V94H167ZM171 95V94H170ZM170 95H168V96H170ZM175 95V94H174ZM190 95V94H189ZM201 95H203V94H201ZM220 95V96H221ZM41 96V95H40ZM40 96H35V98L37 97V98H39ZM47 96V95H46ZM73 96H75V95H73ZM152 96V95H151ZM158 96V95H157ZM185 96V95H184ZM184 96H181V97H184ZM187 96H188V94H187ZM197 96H199V94L197 95ZM205 96H207V94L205 95ZM8 97V96H7ZM10 97V96H9ZM43 97V96H42ZM48 97V96H47ZM47 97H45V98H47ZM52 97H53V95H52ZM56 97V96H55ZM55 97H53V98H55ZM62 98V100H63V98L64 97H62V95L61 96H59V98ZM69 97H71V95L69 96ZM68 97V98H69ZM79 97H80V95H79ZM117 97V98H116ZM129 97H131V96H129ZM129 97H128V99H129ZM135 97V96H134ZM134 97H131V98H134ZM137 97V96H136ZM142 97V96H141ZM163 97V96H162ZM164 97H165V95H164ZM164 97L163 98H160V100L161 99H164ZM176 97V96H175ZM180 97V96H179ZM217 97H218V95H217ZM19 98V97H18ZM49 98H51L50 97V93H49ZM66 98V97H65ZM76 98V97H75ZM80 98H82V97H80ZM84 98V97H83ZM126 98H127V96H126ZM125 98V99H126ZM130 98V99H131ZM140 98V97H139ZM138 98V99H139ZM166 98H168V97H166ZM172 98V97H171ZM171 98H169V99H171ZM176 98H178V97H176ZM191 98V97H190ZM199 98H201V97H199ZM12 99H14V98H12ZM26 99V98H25ZM42 99H44V98H42ZM52 99V98H51ZM56 99H58V97H56ZM74 99V98H73ZM99 99V100H98ZM124 99V97H123V100L124 101H126V103L130 100H125ZM137 98L135 99V101L136 100H138ZM142 99V98H141ZM141 99H139L138 101H140ZM146 99V98H145ZM175 99V98H174ZM193 99H195V96H194V98ZM239 99V98H238ZM241 99V98H240ZM8 100V99H7ZM22 100H24V99H22ZM27 100V99H26ZM33 100V99H32ZM39 100V99H38ZM53 100V99H52ZM61 100V101H62ZM75 101H76V99H74ZM77 100H78V98H77ZM156 100H158L157 98H156ZM187 100H188V97H187ZM187 100H185V101H187ZM192 100V99H191ZM207 100V99H206ZM49 101V100H48ZM59 101V100H58ZM132 101V100H131ZM130 101V102H131ZM134 101V100H133ZM132 101V102H133ZM137 101V102H138ZM142 101H143V99H142ZM141 101V102H142ZM151 101V100H150ZM179 101V100H178ZM181 101V100H180ZM193 101H195V100H193ZM200 101V100H199ZM201 101H202V98H201ZM200 101V102H201ZM214 101V100H213ZM212 101V102H213ZM20 102V101H19ZM43 102V101H42ZM42 102H32V103H29V105L28 106H24V105H22V109H24L28 114H30V116H33V118L34 117H36V118H38L40 121H38V125L39 126H37V129H39V130H37L36 129V127H35V129H34V124L31 122L32 120H31V118L29 117V119L28 120H25V119H22V123H21V125L20 126H18V124L16 125V124H14L13 126H11V127H9V125L7 126V127H9V128H4V126H2V125H4V124H0V149H5L6 147L8 148H10L11 146H18V147H23V149L24 148H26V150L28 149V148H30V147H36V152L38 153V152H42V150H44L43 148L45 147V145H43V143H41L42 141H40V139L38 138V139H33V138H31V135L33 134V133H36V132H38V131H40V130H44L46 127H47V124H51L52 126V128L53 129H55L54 127H56L57 126V123H56V119L52 116L53 114H54V112L51 110V112H53V114L50 112V108L49 107H47V105L45 106L44 104L43 105H41V103ZM45 102V101H44ZM43 102V103H44ZM51 102V101H50ZM63 102H64V100H63ZM68 102V101H67ZM99 102V108L96 106V105H98V104H96V103H98ZM123 102V101H122ZM130 102H129V104H130ZM136 102V103H137ZM165 102H167V101H165ZM173 102H175V101H173ZM172 102V103H173ZM196 102V101H195ZM199 102V103H200ZM203 102V101H202ZM9 103H11V104H14V103H12V101L11 102H9ZM15 103H17L16 101H15ZM28 103V102H27ZM65 103H66V99H65ZM64 103V104H65ZM70 103V102H69ZM72 103V102H71ZM73 103H75V102H73ZM76 103H77V101H76ZM75 103V104H76ZM124 103V102H123ZM126 103H125V105H126ZM135 103V102H134ZM143 103V102H142ZM145 103V102H144ZM148 103V102H147ZM170 103H171V101H170ZM169 103V104H170ZM177 103H179V102H177ZM181 103V102H180ZM11 104H9V105H11ZM21 104V103H20ZM23 104H26V103H24L23 102ZM61 104V103H60ZM68 104V103H67ZM77 104H79V103H77ZM86 104H83V106H85ZM139 104L141 105V103L139 102ZM150 104H152L151 102H150ZM157 104V103H156ZM182 104H183V102H182ZM186 104V103H185ZM188 104V103H187ZM186 104V106H188ZM213 104V103H212ZM58 105H59V103H58ZM70 105V104H69ZM68 105V106H69ZM72 105H74V104H72ZM72 105H70V106H72ZM96 106V108H97V110H96V108H95V106ZM120 105V104H119ZM131 105V104H130ZM160 105V104H159ZM162 105H164V103L162 102V104H161V106ZM177 105H180V104H176V106ZM190 105H192V104H190ZM193 105H195V104H193ZM197 105V104H196ZM206 105V104H205ZM221 105V104H220ZM8 106V103L6 102V103H3L1 100H0V114H1V110L3 109V108H6ZM51 106V105H50ZM55 106H57V105H55ZM62 106V105H61ZM69 106V107H70ZM78 106V105H77ZM83 106H80V107H83ZM86 106H88V105H86ZM94 106V107H93ZM138 106V105H137ZM147 107H149L148 105H146ZM166 106V105H165ZM165 106H163L164 107V109H166L167 110V107L165 108ZM168 106H170V105H168ZM198 106L199 105H197V107H196V110H197V108H198ZM202 106V105H201ZM207 106V105H206ZM217 105L215 104V107H216ZM17 107H19V106H17ZM53 107V106H52ZM59 107H60V105H59ZM65 107H67V106H65ZM64 106H63V108L62 109H64L65 108ZM68 107V108H69ZM74 107V106H73ZM123 107H126V106H124L123 105ZM128 108H129V105L127 106ZM140 106H138V108H139ZM142 107V106H141ZM145 107V106H144ZM144 107H142V109L144 108ZM159 107V106H158ZM183 107H184V105H183ZM213 107V106H212ZM211 106H210V108H212ZM218 107V106H217ZM9 108V107H8ZM15 108V107H14ZM55 108V107H54ZM71 108V107H70ZM78 108V107H77ZM84 108V107H83ZM121 108H122V106H121ZM128 108H124L125 109V111L123 110V108L121 109V111H123L124 113L122 114V113H120V115H121V117H120V119L122 118V120L121 121H123V120H130V118L131 117H133L134 115H136V113L137 112H139V109H137L138 111H136V110H134V109H136V107H134V109H133V105H132V108L131 109H133L132 111L130 110V112L129 111H127V110H129ZM169 108V107H168ZM172 108H174V107H172ZM178 108H180V106H177V109ZM186 108V107H185ZM185 108H184V110H185ZM191 108V107H190ZM21 109V108H20ZM60 109V108H59ZM58 109V110H59ZM62 109H60V110H62ZM72 109V108H71ZM71 109H69V110H71ZM89 108L88 107H85V110H87V111H89L88 110ZM118 109V108H117ZM141 109V108H140ZM171 109V108H170ZM174 109H176V108H174ZM189 109V108H188ZM201 109V108H200ZM203 109V108H202ZM206 109H208V108H206ZM6 110V109H5ZM12 110V109H11ZM55 110V109H54ZM74 110H75V108H74ZM144 110H145V108H144ZM150 110V109H149ZM173 110V109H172ZM182 110V109H181ZM209 110V109H208ZM213 110V109H212ZM13 111V110H12ZM15 111V110H14ZM18 111V110H17ZM17 111H15V112H11V113H14V114H16V115H18L17 114ZM68 111V110H67ZM72 111V110H71ZM81 111H82V109H81ZM86 111V112H87ZM92 110L90 109V112H91ZM99 111H100V113H99ZM153 111V110H152ZM151 111V112H152ZM155 111V110H154ZM158 111V110H157ZM157 111H155V112H157ZM165 111V110H164ZM163 111V112H164ZM173 111H175V110H173ZM172 111V112H173ZM178 111V110H177ZM180 111V110H179ZM205 111V110H204ZM4 112V111H3ZM19 112V111H18ZM24 112V111H23ZM25 112V113H26ZM56 112V111H55ZM63 112H66V111H63ZM84 112V111H83ZM93 112V111H92ZM120 112V111H119ZM149 112V111H148ZM147 111H146V113H148ZM160 112V111H159ZM210 112V111H209ZM8 113H9V111H8ZM26 113V114H27ZM57 113V112H56ZM58 113H60V112H58ZM62 113V112H61ZM67 113V112H66ZM69 113V112H68ZM85 113V112H84ZM94 113V112H93ZM140 113V112H139ZM143 113H144V111H143ZM143 113H142V115H143ZM153 113V112H152ZM151 113V114H152ZM177 113V112H176ZM175 113V114H176ZM181 113V112H180ZM192 113V112H191ZM71 114V113H70ZM77 114H79V113H77ZM119 114V113H118ZM150 114V115H151ZM166 114V113H165ZM173 114V113H172ZM12 115V114H11ZM20 116L22 115V114H19ZM55 115V114H54ZM64 115V114H63ZM68 115V114H67ZM82 115V114H81ZM81 115H79V118L78 119H80V116ZM84 115V114H83ZM86 115V114H85ZM93 115V114H92ZM91 115V116H92ZM139 115H141V114H139ZM148 115V114H147ZM146 115V116H147ZM154 116H155V113L153 114ZM157 115V114H156ZM209 115V114H208ZM12 116H14V115H12ZM71 116V115H70ZM75 116V115H74ZM89 116H90V113H89ZM90 116V117H91ZM149 116V115H148ZM152 116V115H151ZM150 116V117H151ZM1 117V116H0ZM16 117V116H15ZM23 117H25V116H23ZM67 117V116H66ZM76 117V116H75ZM83 117V116H82ZM88 117V116H87ZM86 117V118H87ZM116 119H115V118ZM145 117V116H144ZM161 117H163V116H161ZM64 118V117H63ZM73 118V117H72ZM77 118V117H76ZM101 118V117H100ZM99 118V119H100ZM108 118V119H109ZM136 118V117H135ZM140 118V117H139ZM66 119V118H65ZM83 119V118H82ZM88 119V118H87ZM102 119V118H101ZM119 119V118H118ZM137 119V118H136ZM135 119V120H136ZM150 119V118H149ZM153 119V118H152ZM31 120V121H30ZM64 120V119H63ZM74 120H76V119H74ZM84 120H85V118H84ZM83 120V121H84ZM107 120V119H106ZM138 120H140V119H138ZM144 120V119H143ZM142 120V121H143ZM151 120V119H150ZM21 121V120H20ZM36 120H34V122H35ZM61 121H62V119H61ZM65 121V120H64ZM69 121V120H68ZM79 121V120H78ZM80 121H81V119H80ZM79 121V122H80ZM95 121V120H94ZM93 121V122H94ZM112 121V120H111ZM148 121V120H147ZM146 121V122H147ZM152 121H154V119L152 120ZM63 122V121H62ZM67 122V121H66ZM71 122V121H70ZM67 122V126H68V128L70 129L69 131V134L66 136V138H65V140L61 143V146L63 147V151H65V153L67 154V156H69V157H76V149L78 148V146H79V143H77V141H78V139L79 138H77V137H75V136H77V135H73L72 134V130L74 129V128H72L73 126V122ZM88 122V121H87ZM99 122V121H98ZM106 122V121H105ZM128 122V121H127ZM202 122V123H203ZM101 123V122H100ZM103 123V122H102ZM199 123V122H198ZM97 124H99V123H96V126H97ZM250 124V125H249ZM102 125V124H101ZM100 125V126H101ZM191 125V124H190ZM200 125V124H199ZM246 125L248 126L247 127V129H249L248 131V133L246 134V132H245V127H246ZM66 126V127H67ZM75 126V125H74ZM77 126V125H76ZM91 126V125H90ZM94 126V125H93ZM194 126H195V124H194ZM199 127V126H198ZM90 128H93L92 126L90 127ZM182 131H183V129H181ZM197 130V131H196ZM44 131H46V130H44ZM49 131V130H48ZM54 131V130H53ZM169 131H171V130H169ZM42 132V131H41ZM145 132V131H144ZM153 132V131H152ZM158 132V131H157ZM167 132V131H166ZM179 132V131H178ZM46 133V132H45ZM141 133H142V130H141ZM140 133V134H141ZM146 133V132H145ZM177 133V132H176ZM176 133H174V134H172L171 133V135L169 136H165L166 138H160V136L161 135H159V137L157 136V137H155V143L157 142V144H158V146L157 147H155L156 145H154V147H153V149L154 148H156L155 150H154V160H155V163H156V165L157 166H159L160 167V165H162V164H164V163H166V159H165V161H164V158H169L168 156H165L166 155V153H164L165 152V150H168V147H170V148H172L173 146L175 147V145H173V144H175V142L177 141V139H179V137H180V135H181V132H179L180 133V135L179 134H176ZM182 133H184V132H182ZM42 134V133H41ZM76 134V133H75ZM144 134V133H143ZM149 134V133H148ZM153 135H155L154 133H152ZM161 134H162V132H161ZM48 135V134H47ZM78 135H80L79 133H78ZM86 135V134H85ZM134 135V134H133ZM146 135V134H145ZM145 135H144V137H145ZM164 135V134H163ZM196 135V134H195ZM34 136V135H33ZM132 136V135H131ZM148 136V135H147ZM182 136V135H181ZM203 136V138H201ZM247 136V137H246ZM41 137V136H40ZM80 137V136H79ZM139 137V136H138ZM137 137V138H138ZM184 136H182V138H183ZM189 137V136H188ZM197 137V138H198ZM86 138V137H85ZM90 138V137H89ZM134 138V137H133ZM146 138V137H145ZM150 138H151V135H150ZM251 138H253V137H251ZM61 139H62V137H61ZM91 139V138H90ZM183 139H186V138H183ZM182 139V140H183ZM249 139V138H248ZM145 140H147V139H145ZM151 140H152V138H151ZM181 140V141H182ZM190 140V139H189ZM188 140V141H189ZM195 140H196V142H197V140L198 139H196L195 138ZM246 140V139H245ZM251 140V139H250ZM249 140V141H250ZM254 140V141H255ZM88 141V140H87ZM106 141V140H105ZM111 141V140H110ZM136 141V140H135ZM140 141V140H139ZM144 141V140H143ZM178 141H180V140H178ZM186 142H187V140H185ZM209 141V140H208ZM207 141V142H208ZM248 141V142H249ZM81 142V141H80ZM142 142V141H141ZM147 142H148V140H147ZM190 142V141H189ZM252 142V141H251ZM256 142H255V144H256ZM87 142L86 141H84V144H86ZM126 143V142H125ZM143 143V142H142ZM150 143V145H152V143H153V141L152 142H149ZM184 143V142H183ZM183 143H181V145L183 144ZM209 143V145L211 144L210 142H208ZM246 143V142H245ZM250 143V142H249ZM249 143H247V144H249ZM58 144V143H57ZM127 144V143H126ZM144 144V143H143ZM189 144V143H188ZM188 144H184L185 146H187ZM251 144H254V143H251ZM59 145V144H58ZM125 145V144H124ZM124 145H123V147H124ZM140 145V144H139ZM146 145V144H145ZM184 145H183V147H184ZM195 145V144H194ZM240 145L241 144H239V149H240ZM88 146V145H87ZM121 146V145H120ZM143 146V145H142ZM172 146V147H171ZM197 146V145H196ZM204 146V145H203ZM256 146V145H255ZM58 147V146H57ZM86 147V146H85ZM102 148L104 147V146H101ZM115 147H117V146H115ZM122 147V148H123ZM151 147V146H150ZM258 147H257V149H258ZM82 148H84V146L82 147ZM125 148V147H124ZM146 148H148V146L146 147ZM145 148V149H146ZM205 148V147H204ZM211 148V147H210ZM220 148V149H219ZM22 149V150H23ZM31 149V148H30ZM86 149V148H85ZM120 149H121V147H120ZM126 149V148H125ZM142 149V148H141ZM152 149V150H153ZM187 149H188V146H187ZM209 149V148H208ZM238 149V150H239ZM6 150V149H5ZM81 150V149H80ZM103 150V149H102ZM122 150V149H121ZM120 150V151H121ZM124 150V149H123ZM140 150V149H139ZM147 150V149H146ZM206 150V149H205ZM213 150H214V148H213ZM236 150V149H235ZM85 151V150H84ZM119 150L117 151V153L118 152H120ZM124 151H126V150H124ZM171 151V150H170ZM220 151V152H221ZM259 151H261V150H259ZM3 152V150L1 151V153ZM111 152V151H110ZM145 152V150L142 152V154H141V152H140V154L141 155H143V153ZM152 152V151H151ZM204 152V151H203ZM206 152H208V150H206ZM241 151L239 150V152L238 153H236V154H238L239 155V153H240ZM0 153V154H1ZM80 153V152H79ZM148 153V152H147ZM146 153V154H147ZM168 153H169V151H168ZM189 153V152H188ZM191 153V152H190ZM205 153V152H204ZM216 153V152H215ZM217 153H218V151H217ZM222 153V152H221ZM221 153H220V155H221ZM58 154V153H57ZM119 154V153H118ZM202 154V153H201ZM206 154V153H205ZM208 154V153H207ZM211 154H212V152H211ZM219 154V153H218ZM224 154V153H223ZM94 155V154H93ZM125 155V154H124ZM190 155V154H189ZM191 155H192V153H191ZM226 155V154H225ZM225 155H223V156H225ZM229 155V154H228ZM227 155V156H228ZM232 155H235V153H233ZM232 155H229V156H232ZM238 155L236 156L235 155V157H238ZM101 156V155H100ZM111 156V155H110ZM113 156V155H112ZM144 156H145V153H144ZM170 156H172V155H170ZM192 156H194L195 157V155H192ZM196 156H197V154H196ZM199 157H200V155H198ZM209 156V155H208ZM210 156H212V155H210ZM241 156V155H240ZM262 156H264V155H262ZM2 157V156H1ZM93 157V156H92ZM96 157V156H95ZM142 157V156H141ZM149 157H151V156H149ZM199 157H196V158H194V159H201V158H199ZM205 157V156H204ZM203 156H202V159L204 158ZM207 157V156H206ZM78 158H79V156H78ZM122 158V157H121ZM123 158H125V157H123ZM174 158V157H173ZM208 158V157H207ZM98 159V158H97ZM143 159V158H142ZM172 159V158H171ZM191 159H192V157H191ZM190 159V160H191ZM202 159H201V161H202ZM231 159V158H230ZM262 159H263V157H262ZM72 160V159H71ZM75 160V159H74ZM78 160V159H77ZM77 160H75V161H77ZM100 160V159H99ZM109 160V159H108ZM115 160V159H114ZM113 160V161H114ZM264 160V159H263ZM70 161V160H69ZM110 161V160H109ZM112 161V162H113ZM120 161V160H119ZM124 161V160H123ZM161 161H163V162H161ZM176 160H174V162H175ZM192 161H193V159H192ZM196 161V160H195ZM194 161V162H195ZM201 161L199 162V163H201ZM207 161V160H206ZM95 162H97V161H95ZM159 162L160 163H162V164H160L159 165ZM168 162V161H167ZM170 163H173L172 161H169ZM168 162V163H169ZM188 162V161H187ZM193 162V163H194ZM205 162V161H204ZM208 162V161H207ZM77 163V162H76ZM75 163V164H76ZM117 163V162H116ZM122 163V162H121ZM131 163V162H130ZM134 163V162H133ZM155 163H153L154 165H155ZM167 163V164H168ZM181 163H183V162H181ZM180 163V164H181ZM185 163V162H184ZM190 163V162H189ZM196 163V164H195ZM194 164L195 165H198L197 164V161L195 162ZM232 163H233V160H232ZM257 163V162H256ZM176 164V163H175ZM177 164H178V162H177ZM180 164L177 166V167H174V164H172V166L171 167H161V169L159 168V169H157V173L155 174V177L151 180L152 182H151V184L154 186V188L152 189V192H153V195H150L149 197H148V202H151V201H155L156 200V197L157 196H160V197H162L161 195H163L165 192H167V190L169 189V188H171L172 190H179V189H184L185 190V187H186V185H187V183H188V180H189V177H191V175H190V173H191V171H190V167L188 168V166H185V167H183V166H180ZM186 165L188 164V163H185ZM191 164H192V162H191ZM205 164V163H204ZM78 165V164H77ZM76 165V166H77ZM109 165V164H108ZM107 165V166H108ZM130 165V164H129ZM182 165V164H181ZM189 165V164H188ZM195 165H192V167L193 166H195ZM256 165V164H255ZM254 165V166H255ZM260 165V164H259ZM124 166V165H123ZM131 166H132V164H131ZM130 166V167H131ZM134 166V165H133ZM157 166H155V168H158ZM164 166V165H163ZM168 166V165H167ZM191 166V165H190ZM201 166H202V164H201ZM254 166H253V169H254ZM261 166V165H260ZM259 166V167H260ZM65 167V166H64ZM75 167V166H74ZM252 167V166H251ZM250 167V168H251ZM71 168V167H70ZM96 168V167H95ZM105 168V167H104ZM126 168V167H125ZM204 168V167H203ZM261 169H258V170H261V177L258 179V184H257V186L255 187V188H257V187H261V189L262 188H264V166H261L260 167ZM69 169V168H68ZM89 169V168H88ZM253 169H251L252 171H253ZM58 170V169H57ZM63 170V169H62ZM124 170V169H123ZM128 170V169H127ZM130 170V169H129ZM131 170H132V167H131ZM67 171V170H66ZM193 171V170H192ZM90 172V171H89ZM124 172H125V170H124ZM61 173H63V172H61ZM60 173V174H61ZM93 173V172H92ZM103 173V172H102ZM106 173V172H105ZM254 173V172H253ZM252 173V174H253ZM256 173H258L257 172V170H256ZM58 174V173H57ZM195 173L193 172V175H194ZM250 174V173H249ZM56 175V174H55ZM54 175V176H55ZM76 175H78V173L76 174ZM94 175V174H93ZM190 175V176H189ZM192 175V176H193ZM58 176V175H57ZM108 176V175H107ZM72 177V178H71ZM71 177H69V176H67V177H63V178H61V179H58L57 181H56V183L52 186V187H48V189H46L47 190V193H48V195L50 196V197H55V196H58L59 195V193H61V191L67 186V185H69V183H72L71 181H73V180H75V175L73 174V175H71ZM69 178H71V179H69ZM91 178H92V176H91ZM193 178H195V176L193 177ZM54 179V178H53ZM193 180V179H192ZM50 181V180H49ZM76 181V180H75ZM190 181V180H189ZM76 188H77V186H76ZM74 189V188H73ZM45 190V191H46ZM71 190V189H70ZM183 190V191H184ZM147 191V190H146ZM171 191V190H170ZM170 191H168V192H170ZM181 191V190H180ZM262 192L264 191V190H261ZM261 191L259 190V192L261 193ZM36 192V191H35ZM42 192V191H41ZM41 192H39V193H41ZM44 192V191H43ZM167 192V193H168ZM172 192V191H171ZM170 192V193H171ZM176 192V191H175ZM179 192V191H178ZM258 195H259V197L260 196H262V193L261 194H259V193H257ZM263 194H264V192H263ZM35 195H37V194H35ZM171 195V194H170ZM46 197H47V195H46ZM35 198V197H34ZM63 198H64V196H63ZM147 198V197H146ZM263 198V197H262ZM61 199V198H60ZM62 200V199H61ZM60 200V201H61ZM147 200V199H146ZM145 200V201H146ZM53 201V200H52ZM59 202V201H58ZM157 202V201H156ZM37 203V202H36ZM147 203V201L145 202V204ZM24 204V203H23ZM35 204V203H34ZM41 204V203H40ZM58 204V203H57ZM150 204V203H149ZM147 205V204H146ZM151 205V204H150ZM27 208V210H28V207H26ZM25 208V209H26ZM31 209V208H30ZM29 209V210H30ZM29 210H28V212H29ZM44 210V209H43ZM23 212V211H22ZM27 213V212H26ZM30 213H31V210H30ZM21 215V214H20ZM22 216H23V214H22ZM30 216V215H29ZM37 216V215H36ZM27 217V216H26ZM38 217V216H37ZM24 220V219H23ZM26 220V219H25ZM38 221V220H37ZM33 222H34V220H33ZM41 222V221H40ZM28 223V222H27ZM26 224V223H25ZM30 224H32V222L30 223ZM30 224H29V227H30ZM36 224V223H35ZM41 224V223H40ZM35 227V226H34ZM34 227H33V229H34ZM41 228V227H40ZM20 229V228H19ZM27 229V228H26ZM30 229H31V227H30ZM32 229V230H33ZM39 230V229H38ZM43 230V229H42ZM28 231H30L29 229H28ZM31 232V231H30ZM27 235V234H26ZM32 236V235H31ZM14 237V236H13ZM27 237V236H26ZM25 237V238H26ZM30 237V236H29ZM32 238H33V236H32ZM35 238V237H34ZM37 238V237H36ZM28 239V238H27ZM31 239V238H30ZM29 240V239H28ZM27 240V241H28ZM17 241V240H16ZM30 241V240H29ZM38 241V240H37ZM210 241H212V240H209V242ZM27 243V242H26ZM25 243V245H27ZM37 243V242H36ZM222 243V242H221ZM215 244H216V241H215ZM220 244V243H219ZM221 245H223V244H221ZM26 247V246H25ZM213 247H215V246H213ZM216 247L217 248H220V247H218L217 246V244H216ZM215 247V248H216ZM224 247V246H223ZM27 248V247H26ZM26 248H24V249H26ZM26 251V250H25ZM27 251H29V249L27 248ZM24 252V251H23ZM219 252V251H218ZM224 252V251H223ZM258 252V251H257ZM23 253H21V255H22ZM27 254V253H26ZM259 254V253H258ZM261 254V253H260ZM25 255V254H24ZM220 255V254H219ZM223 255H224V253H223ZM222 255V256H223ZM216 256H218V255H216ZM221 256V257H222ZM246 256V255H245ZM255 256V255H254ZM254 256H252V258H254ZM258 256H261V255H258ZM212 257V256H211ZM219 257V256H218ZM218 257H217V259H218ZM249 257H251L250 255H249ZM264 257V256H263ZM217 259H215V260H217ZM246 259V258H245ZM251 259V258H250ZM223 260H224V258H223ZM226 260V259H225ZM261 260V259H260ZM262 260H263V258H262ZM261 260V261H262ZM14 261V260H13ZM243 261H244V259H243ZM247 261V260H246ZM248 261H251V260H248ZM199 262V261H198ZM211 262V261H210ZM212 262H213V260H212ZM227 262V261H226ZM13 263V262H12ZM20 263V262H19ZM195 263V262H194ZM197 263V262H196ZM200 263V262H199ZM204 263V262H203ZM215 263H217V262H215ZM242 263V262H241ZM257 264H259L258 262H256ZM262 263V262H261ZM11 264V263H10ZM198 264V263H197ZM206 264V263H205Z\"/></svg>",
  "mask_w": 264,
  "mask_h": 264
}]
</instances>
